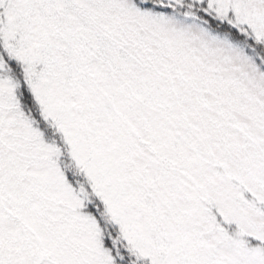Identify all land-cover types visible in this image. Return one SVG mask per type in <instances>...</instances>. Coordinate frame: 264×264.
<instances>
[{"label": "snow or ice", "instance_id": "6c2138e0", "mask_svg": "<svg viewBox=\"0 0 264 264\" xmlns=\"http://www.w3.org/2000/svg\"><path fill=\"white\" fill-rule=\"evenodd\" d=\"M0 264H264V0H0Z\"/></svg>", "mask_w": 264, "mask_h": 264}]
</instances>
